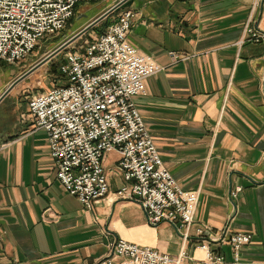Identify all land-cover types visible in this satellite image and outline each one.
Listing matches in <instances>:
<instances>
[{
	"label": "crops",
	"instance_id": "0c3cea01",
	"mask_svg": "<svg viewBox=\"0 0 264 264\" xmlns=\"http://www.w3.org/2000/svg\"><path fill=\"white\" fill-rule=\"evenodd\" d=\"M118 1L79 4L76 21L88 25ZM125 10L135 13L128 42L160 69L133 102L165 169L198 194L189 237L165 223L148 226L137 205L116 200V152L103 163L109 197L84 210L57 180L28 100L8 95L0 101V264H99L116 240L204 264L197 228L205 239L225 229L250 234L237 262L229 246L212 247L225 264H264V39L246 35L264 34V0H130L98 23L97 37ZM235 187L242 191L230 200Z\"/></svg>",
	"mask_w": 264,
	"mask_h": 264
},
{
	"label": "built area",
	"instance_id": "2783aa9c",
	"mask_svg": "<svg viewBox=\"0 0 264 264\" xmlns=\"http://www.w3.org/2000/svg\"><path fill=\"white\" fill-rule=\"evenodd\" d=\"M97 0H0V62L14 64L29 55L44 39L62 32L79 4ZM121 11V10H120ZM119 11V12H120ZM135 13L125 10L79 51L70 52L60 65L64 85L31 97L27 114L36 130L46 133L56 178L81 207L90 211L109 197L104 160L119 155L112 171L123 184L114 192L116 200L133 203L143 212L147 225L173 226L188 239L194 224L197 192L183 190L165 169L156 145L133 102L145 94V80L159 67L138 56L127 40ZM251 42L264 35L249 30ZM173 60L179 57L170 54ZM240 187L231 191L235 199ZM196 248L204 253V264H225L212 247L229 245L234 261L252 239L249 234L224 232L205 239L196 229ZM181 252L173 259L154 249L116 240L99 264H180Z\"/></svg>",
	"mask_w": 264,
	"mask_h": 264
},
{
	"label": "rangeland",
	"instance_id": "374dc122",
	"mask_svg": "<svg viewBox=\"0 0 264 264\" xmlns=\"http://www.w3.org/2000/svg\"><path fill=\"white\" fill-rule=\"evenodd\" d=\"M97 1H95V2H97ZM121 1L122 0L118 1L117 3L121 2ZM117 3H115V5ZM84 4L88 5V4H92V3H84ZM115 5H113V6H115ZM75 12L73 14V17L70 19L71 20L70 25L67 24V26L65 27V29L62 32H60L56 35H53L51 37H48L47 39L42 40L37 45V47L29 55H27L24 59H22L19 62L14 63V64H7L4 62H0V72H1L0 73V96L15 81H17L19 78H21L25 73H27L28 71H30L31 69H33L34 67L39 65L47 57H50V55H53V53H55L56 50L59 49L64 43H66L69 39H71L75 35L82 32L92 22H94L96 19L99 18V17H97L93 21L88 22L89 23V24L87 23L88 25L83 26V24H80L82 22V19H80L79 21H76ZM114 13H118V12H114ZM96 26H94L90 30H88L84 34V35H86L85 37H84V35L81 36L73 44L69 45L67 48L63 49L57 55L53 56L47 63H44L43 65L36 68L24 80L19 82L9 92L8 95H10V96L17 95L18 97L24 98V100H29L31 97H33L35 95L42 94V93H44V92H46V91H48L54 87L64 85L65 81H64L63 77H61L60 70H59L60 65L63 63V61H64V59L68 53L79 51L80 50L79 48H82L84 46V44L91 43L94 40H96L97 29L99 28L98 26L96 28ZM71 28H73V33L72 34L70 33L67 36V33H68L69 29H71ZM249 30L252 31L255 29L248 28L246 30V35L248 37L247 41H249V39H250V33L248 32ZM255 31L258 32L257 30H255ZM88 35H91V37L90 36L88 37ZM262 35H264V34H262ZM249 42H251V41H249ZM258 42H253V43H258ZM235 188L232 191H234ZM241 191H242V188H241ZM237 195H236V197H237ZM230 200H233V199L230 198ZM226 231L228 232L229 230L225 229L220 234H223ZM234 234H239V233H234ZM240 234H242V233H240ZM226 246H229V245L226 244Z\"/></svg>",
	"mask_w": 264,
	"mask_h": 264
},
{
	"label": "water",
	"instance_id": "95a60500",
	"mask_svg": "<svg viewBox=\"0 0 264 264\" xmlns=\"http://www.w3.org/2000/svg\"><path fill=\"white\" fill-rule=\"evenodd\" d=\"M130 2V0H122L121 2L117 3L115 6L110 8L107 12H105L102 16H100L98 19H96L94 22H92L88 27H86L82 32L75 35L71 39H69L66 43H64L59 49L56 50L53 55H50V57H47L45 60H43L39 65L25 73L21 78H19L17 81H15L1 96L0 101L6 97L9 92L22 80H24L30 73H32L36 68L43 65L44 63H47L53 56L57 55L59 52H61L63 49L67 48L69 45L73 44L77 39H79L81 36H83L88 30H90L92 27L96 26L98 23L106 19L108 16H110L114 12H119L121 9H124L127 7V4Z\"/></svg>",
	"mask_w": 264,
	"mask_h": 264
},
{
	"label": "trees",
	"instance_id": "16d2710c",
	"mask_svg": "<svg viewBox=\"0 0 264 264\" xmlns=\"http://www.w3.org/2000/svg\"><path fill=\"white\" fill-rule=\"evenodd\" d=\"M77 7V6H76ZM76 9V8H75ZM71 24V20H69V22H68V25H70ZM62 77V76H61Z\"/></svg>",
	"mask_w": 264,
	"mask_h": 264
}]
</instances>
